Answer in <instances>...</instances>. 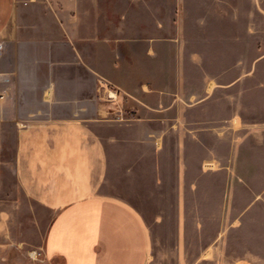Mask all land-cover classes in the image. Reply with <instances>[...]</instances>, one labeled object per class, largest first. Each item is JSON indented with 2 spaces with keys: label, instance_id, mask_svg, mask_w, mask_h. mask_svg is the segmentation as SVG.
<instances>
[{
  "label": "crops",
  "instance_id": "obj_1",
  "mask_svg": "<svg viewBox=\"0 0 264 264\" xmlns=\"http://www.w3.org/2000/svg\"><path fill=\"white\" fill-rule=\"evenodd\" d=\"M253 13L264 30V0H0L6 75L0 139L13 160L15 188L23 191L14 204L51 211L38 246L46 264L149 263L151 231L143 214L103 188L122 159L160 157L173 138L177 188H184L182 127L205 124L188 111L203 110L216 83L213 72L203 73L206 60L197 51L191 60L202 67L201 84L186 87L183 47L217 44L221 23L228 32L223 39L234 45L237 30L244 36L253 29ZM161 46L175 52L162 53ZM231 110L228 123L235 122ZM173 127L178 137H168ZM195 139L203 144V137ZM177 202L186 205L182 197ZM6 205L0 201V247L8 248Z\"/></svg>",
  "mask_w": 264,
  "mask_h": 264
},
{
  "label": "rangeland",
  "instance_id": "obj_2",
  "mask_svg": "<svg viewBox=\"0 0 264 264\" xmlns=\"http://www.w3.org/2000/svg\"><path fill=\"white\" fill-rule=\"evenodd\" d=\"M252 20L250 34L239 35L237 30L240 39L234 45L223 39L228 32L221 23L217 44L183 47L186 87L194 91L200 86L197 75L202 70L213 72L216 83L215 92L205 96L204 109L188 111L193 122L202 117L205 124L182 127L188 137L186 187L177 188L173 138L160 157L145 152L135 163L122 159L112 183L103 188L104 193L126 198L143 214L151 231L148 264H264V30L260 14L253 13ZM160 48L165 54L175 52V47ZM197 51L206 60L202 70L191 60ZM233 106L235 122L228 123ZM130 114L124 109V116ZM178 135L179 127H173L168 137ZM195 137H203V144ZM213 144L219 157L211 156ZM9 153L0 139V201L7 200L12 238L8 248L0 247V264H46L38 246L51 211L14 204L23 191L15 188ZM213 169L217 172L211 174ZM181 197L184 206L177 204ZM32 251H37L35 257Z\"/></svg>",
  "mask_w": 264,
  "mask_h": 264
},
{
  "label": "built area",
  "instance_id": "obj_3",
  "mask_svg": "<svg viewBox=\"0 0 264 264\" xmlns=\"http://www.w3.org/2000/svg\"><path fill=\"white\" fill-rule=\"evenodd\" d=\"M2 48H3V44H2V41H0V53L2 51ZM5 78H6V75H4L3 73L0 72V79H5ZM3 97H4V94L2 92L0 94V99H2ZM109 98H115L114 94L110 93Z\"/></svg>",
  "mask_w": 264,
  "mask_h": 264
},
{
  "label": "bare ground",
  "instance_id": "obj_4",
  "mask_svg": "<svg viewBox=\"0 0 264 264\" xmlns=\"http://www.w3.org/2000/svg\"><path fill=\"white\" fill-rule=\"evenodd\" d=\"M31 254H32V256L35 257V254H37V251H32Z\"/></svg>",
  "mask_w": 264,
  "mask_h": 264
}]
</instances>
